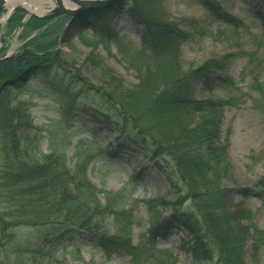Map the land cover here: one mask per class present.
<instances>
[{
  "label": "trees",
  "instance_id": "obj_1",
  "mask_svg": "<svg viewBox=\"0 0 264 264\" xmlns=\"http://www.w3.org/2000/svg\"><path fill=\"white\" fill-rule=\"evenodd\" d=\"M126 1L131 2L130 15L145 27V41L142 47L132 44V51L121 47L124 37L110 39H114L120 53L138 72L135 87H123L122 80L112 76L111 70L105 73L102 85L73 73L56 46L34 44L48 35L41 30L46 21L30 18L24 29L36 26L38 32L31 41L35 46L24 48V53L0 64V90L8 81L10 84L5 88L16 81L42 80L48 95L61 104L59 118L53 119L58 127L64 130L73 120L85 115L118 133L168 175L174 200L148 201L151 227L144 242L135 245L131 239L133 214L127 209L131 195L124 189L115 192L98 188L86 176L93 160L111 153L91 142L92 148L72 170L65 152L43 154L40 159L30 161L28 153L24 157L23 142L14 139L5 143L0 184L9 192L13 190L11 198L20 205L18 211L24 222L13 223L0 217V228L6 232L18 225L37 224L43 227L44 238L51 245L85 238L101 247L107 256L125 254L131 257V264H144L155 255L158 237L176 224L186 229L195 241L187 248L194 264H245L243 250L250 231L253 237L261 238L264 231L244 223L251 222V211L244 202L232 204L230 189L222 182L228 172L226 146L220 141L223 104L210 97L199 99L193 95L197 82L212 92L213 76L226 71L231 56L218 62L207 60L195 68H183L179 47L190 34L162 24L152 0H125L113 8ZM111 12L110 9L87 11L76 17L78 26L87 27L89 20L101 23ZM19 14H23V9H16L9 26L16 28L20 24L23 18ZM104 31L102 26L98 35ZM52 71L55 76L51 79ZM28 127L39 129L30 123ZM240 193L247 197L248 189ZM161 206L171 209L168 217L160 212ZM105 215L112 217L117 234L111 235L101 226Z\"/></svg>",
  "mask_w": 264,
  "mask_h": 264
},
{
  "label": "rangeland",
  "instance_id": "obj_2",
  "mask_svg": "<svg viewBox=\"0 0 264 264\" xmlns=\"http://www.w3.org/2000/svg\"><path fill=\"white\" fill-rule=\"evenodd\" d=\"M40 2L37 6H54L53 0ZM151 5L157 8L162 24L190 34L179 47L183 68L231 56L226 71L213 76L212 92L197 82L193 95L199 99L210 97L223 104L220 141L226 146L228 172L222 182L230 189V202H244L251 211V222L244 223L264 231V0H152ZM130 6L131 2L126 1L119 8L110 9L112 12L101 23L89 20L87 27L81 29L77 18L68 24L66 15L42 19L46 24L41 30L48 35L34 44L56 46L73 73L92 84L102 85L105 73L111 70L112 76L122 80L123 87L133 88L139 74L120 53L114 39H110L124 37L120 44L126 50L134 51L132 44L142 47L145 27L130 15ZM18 8L23 9L18 17L24 19L26 11L22 6ZM8 22L0 23V56L22 53L24 48L34 45L31 41L38 32L35 25H30L15 34V28ZM102 26L105 31L98 35ZM50 74L52 79L55 72ZM16 82L5 88L10 84L8 81L0 90V171L4 170L5 143L14 139L23 145L32 142L22 145L24 157L28 153L30 161L40 159L43 154L65 152L72 170L92 148L90 143L97 144L112 155L93 160L86 176L98 188L115 192L124 189L131 195L127 207L133 214L131 239L135 245L143 243L152 221L148 201L175 198L168 175L153 166L143 151L85 115L64 130L58 127L53 119L59 118L61 104L48 95L43 81L30 78ZM196 118L197 115L195 122ZM28 123L41 130L30 129ZM244 188L248 189L247 197L240 193ZM10 192L0 184V217L13 223L24 222L18 211L20 205ZM159 210L165 217L171 214L168 207L161 206ZM25 221L32 220L25 218ZM101 226L111 235L118 232L110 216L103 217ZM163 232L164 236L156 240L155 255L144 264H194L187 248L195 241L187 230L173 224ZM250 234L243 260L245 264H264V238L253 237L252 231ZM44 236L43 227L37 224L18 225L6 232L0 228V264H131L130 256L120 253L107 256L101 247L85 238L51 245Z\"/></svg>",
  "mask_w": 264,
  "mask_h": 264
},
{
  "label": "water",
  "instance_id": "obj_3",
  "mask_svg": "<svg viewBox=\"0 0 264 264\" xmlns=\"http://www.w3.org/2000/svg\"><path fill=\"white\" fill-rule=\"evenodd\" d=\"M54 6L46 7L44 13H37L28 10L25 6H22L26 11L25 18L21 21L20 25L15 30V34L24 27L29 18L35 17L40 19H52L57 16L66 15L69 17L68 24L71 23L77 16L87 11H102L105 9H111L116 7L125 0H53ZM7 0H0V23L4 21V16L7 10ZM16 7V6H15ZM9 17L5 20L7 22ZM11 56L9 53L0 56V62Z\"/></svg>",
  "mask_w": 264,
  "mask_h": 264
},
{
  "label": "bare ground",
  "instance_id": "obj_4",
  "mask_svg": "<svg viewBox=\"0 0 264 264\" xmlns=\"http://www.w3.org/2000/svg\"><path fill=\"white\" fill-rule=\"evenodd\" d=\"M40 1L41 0H7V10L4 16V21L14 12L17 7H19V5L25 6L30 11L44 13L46 11V7L43 5L37 6V4L41 3Z\"/></svg>",
  "mask_w": 264,
  "mask_h": 264
},
{
  "label": "flooded vegetation",
  "instance_id": "obj_5",
  "mask_svg": "<svg viewBox=\"0 0 264 264\" xmlns=\"http://www.w3.org/2000/svg\"><path fill=\"white\" fill-rule=\"evenodd\" d=\"M10 21V20H9ZM9 23V22H8Z\"/></svg>",
  "mask_w": 264,
  "mask_h": 264
}]
</instances>
